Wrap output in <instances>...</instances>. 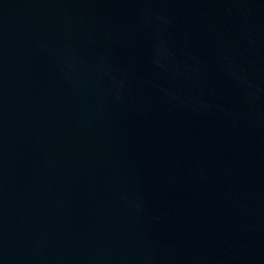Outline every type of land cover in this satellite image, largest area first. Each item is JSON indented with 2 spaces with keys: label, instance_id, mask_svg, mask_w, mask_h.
<instances>
[{
  "label": "water",
  "instance_id": "water-1",
  "mask_svg": "<svg viewBox=\"0 0 264 264\" xmlns=\"http://www.w3.org/2000/svg\"><path fill=\"white\" fill-rule=\"evenodd\" d=\"M0 264H264V0H0Z\"/></svg>",
  "mask_w": 264,
  "mask_h": 264
}]
</instances>
